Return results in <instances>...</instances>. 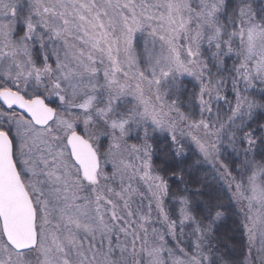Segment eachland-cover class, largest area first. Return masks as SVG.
<instances>
[{
    "label": "snow or ice",
    "instance_id": "6c2138e0",
    "mask_svg": "<svg viewBox=\"0 0 264 264\" xmlns=\"http://www.w3.org/2000/svg\"><path fill=\"white\" fill-rule=\"evenodd\" d=\"M0 264H264V0H0Z\"/></svg>",
    "mask_w": 264,
    "mask_h": 264
}]
</instances>
